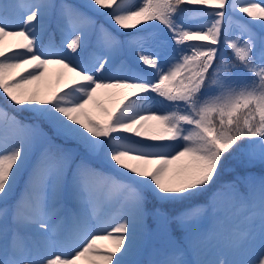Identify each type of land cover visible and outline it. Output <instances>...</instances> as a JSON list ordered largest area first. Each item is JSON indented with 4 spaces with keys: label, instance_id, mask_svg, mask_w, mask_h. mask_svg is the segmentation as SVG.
<instances>
[{
    "label": "snow or ice",
    "instance_id": "1",
    "mask_svg": "<svg viewBox=\"0 0 264 264\" xmlns=\"http://www.w3.org/2000/svg\"><path fill=\"white\" fill-rule=\"evenodd\" d=\"M52 14L62 40L46 47ZM52 64L56 88L31 87ZM101 89L127 93L97 116ZM0 95V264H143L150 198L205 195L238 152L264 164V0H0ZM219 191L236 208L222 233L203 205L155 208L180 234L148 264H264V175ZM213 242L221 255L202 258Z\"/></svg>",
    "mask_w": 264,
    "mask_h": 264
},
{
    "label": "rangeland",
    "instance_id": "2",
    "mask_svg": "<svg viewBox=\"0 0 264 264\" xmlns=\"http://www.w3.org/2000/svg\"><path fill=\"white\" fill-rule=\"evenodd\" d=\"M60 3L83 5L87 3V0H84L83 2L80 0H70L69 2H66V0H59L57 4H60ZM10 18L13 20L16 19L15 15H12V14H10ZM51 18H52V15L46 21L45 29L48 26ZM97 23L104 24L105 27H108L104 18H103V22H98V19H97ZM129 31H134V30H129ZM6 39L11 43V42H14L16 38H6ZM122 39H124V37H122ZM49 43H54V42L51 40L49 42H46L44 45L47 47ZM94 47H95V37L92 36L89 41V48L87 52L85 53V55L90 54L93 51ZM228 53H231L230 49L227 50L226 54ZM131 59H132V53L129 52L126 48L124 50V53L120 57V59L117 60L116 66L118 67L121 61H123L124 63H131ZM62 71H66V70H63L59 65H55V64L49 65L42 80L35 82V84L32 85L31 87L39 86L41 90L45 92L55 89L57 78L59 77ZM126 93H127V90H124V89L98 90L96 96L94 97L92 105H90L91 110L93 111L95 115L102 116L103 111L105 109L109 111L113 110L120 103V101L122 100L123 96ZM245 158H246V161L249 163L256 162V161L250 162L246 155H245ZM181 163H182L181 161H177L171 167L179 168ZM251 177L258 178L257 176L253 174H249L246 178H251ZM230 189L232 188L225 189V190H230ZM219 190L220 189H214L208 196L207 201L199 205H203L204 207L208 209L207 216L201 222L202 227L204 229L215 228L218 233H222L224 229L228 227L229 220L230 218H232L233 214L236 212V208L233 206L232 201L226 195H222ZM104 197H105V193L101 191L102 206L99 210L100 213L103 214L104 212L115 211L118 205L115 204L114 202L111 204L106 203L104 200ZM66 209L75 210V205L72 203H68L66 204ZM241 218H242V215H241ZM155 231H156L155 234H157L156 236L157 243L150 246V249L148 252L150 260L156 258L155 253L158 250H161L167 247L168 244L171 242V240L176 238L170 233H168L166 230H164L163 228L156 229ZM101 243H106V242H101ZM220 255H221V250L218 247H216L215 242H213L212 244L208 245L204 249L202 258L208 259V260H214V259H217ZM80 264H86V262L84 260H81Z\"/></svg>",
    "mask_w": 264,
    "mask_h": 264
},
{
    "label": "trees",
    "instance_id": "3",
    "mask_svg": "<svg viewBox=\"0 0 264 264\" xmlns=\"http://www.w3.org/2000/svg\"><path fill=\"white\" fill-rule=\"evenodd\" d=\"M70 0H66V2H69ZM84 1V0H80ZM56 3L59 2V0H55ZM98 22H103L102 17H97ZM163 27V26H161ZM42 40L45 44L48 41H53L56 45L61 44L62 35L61 31L57 28V21L55 14H52V18L49 21L48 26L46 29L42 32ZM227 56L231 57V53H228ZM0 106H4L8 109L9 112L12 111L11 107L5 104L4 98L2 95H0ZM19 118L24 119L27 113L18 112L16 113ZM59 144H62V146L65 149L74 150V156L79 159L81 156L84 155V149L81 145L77 144L74 140H68V141H56ZM244 144L246 145L247 142L245 141ZM94 163H98L94 161ZM105 171H108L106 168ZM249 174H253L257 176L258 178L264 175V164H261L259 161L249 163L246 161L245 155L242 153H235L232 156H229L224 161V167L219 173V178L216 180L215 185L209 190L208 193L202 196L194 197L190 201L185 202H177V203H166V204H160L159 202H156L149 199L148 209L151 213L147 216L145 221V240L143 245V251L142 254L138 257L140 261L143 262V264H148L150 261L149 258V249L150 246L153 244H156V229L163 228L168 233L173 235L174 237H178L180 234L179 229L176 227L174 223L170 224L168 221L171 220L172 217L176 216L178 213L182 212L185 207L189 206L190 204H202L205 203L208 199V196L214 189H229L233 188L235 185L237 189L239 190H245V184H246V177ZM23 189V183L17 187V189L14 191L13 196L10 198L9 203H11L16 197L19 196L21 190ZM155 208H160L162 212L167 213L168 221L165 220L162 216L155 215Z\"/></svg>",
    "mask_w": 264,
    "mask_h": 264
}]
</instances>
